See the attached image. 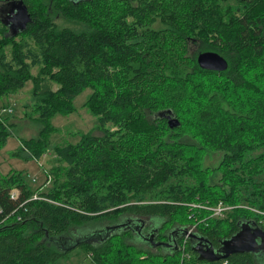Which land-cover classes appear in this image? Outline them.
Listing matches in <instances>:
<instances>
[{
	"label": "trees",
	"instance_id": "16d2710c",
	"mask_svg": "<svg viewBox=\"0 0 264 264\" xmlns=\"http://www.w3.org/2000/svg\"><path fill=\"white\" fill-rule=\"evenodd\" d=\"M17 1L0 6L22 3L32 19L17 36L0 21V100L32 82L40 130L12 157L46 156L53 119L72 115L88 89L85 106L102 135L58 145L61 165L46 191L33 190L23 172H0V264L90 255L93 264H257L255 254L203 262L188 241L201 234L220 246L250 222L264 230V0ZM205 52L223 56L228 69H203ZM170 113L179 127L170 128ZM16 125L0 116V150ZM210 155L220 157L214 168ZM219 202L233 207L227 218L203 208ZM124 217L163 219L158 240L168 226L164 237L179 238L177 251L138 248L130 231L99 245L51 244Z\"/></svg>",
	"mask_w": 264,
	"mask_h": 264
},
{
	"label": "rangeland",
	"instance_id": "374dc122",
	"mask_svg": "<svg viewBox=\"0 0 264 264\" xmlns=\"http://www.w3.org/2000/svg\"><path fill=\"white\" fill-rule=\"evenodd\" d=\"M63 22H61L62 24ZM34 74H37V69L33 70ZM32 82L26 83L23 90L17 94H12L5 96L0 100V113L5 107L12 109V112L4 113L2 115L3 119L9 118L13 121L15 128H13V134L8 139L7 145L0 150V172L3 175H8L11 171L23 172L26 175L28 183L33 190L46 191L51 188L54 176L51 173L53 168H56L58 164L54 162L56 152L55 148L60 145L64 146L67 144H75L80 139L82 134L91 133L93 135H102L99 130V124L97 118L88 110L85 103L91 94V90H86L74 101L76 111L70 116L58 115L53 119V125L58 129V131L51 137L49 147L47 149V155L42 157L40 160L32 159L26 161L21 158L12 157V153L17 150L21 145L20 139H30L38 135L40 130V125L35 119V113L30 109L31 106V90ZM56 89V87H54ZM220 157L218 155H210L207 159V164L209 167L214 168L217 166ZM51 178V182L49 181ZM36 180V182H33ZM229 213V212H228ZM222 218H227L225 215ZM129 218H122L120 222L116 225H110L108 222L85 224L81 227L75 228L70 231L67 235L51 239V244L55 245L60 249H68L74 247L80 241H89L94 245H99L101 240L110 236L115 232H119L115 227L122 223H125ZM147 227L145 232L153 227H161L163 219L153 217L144 219ZM139 223V222H138ZM112 230L111 233H107V229ZM168 226H165L162 230V236L160 238L161 242H166L164 233L167 231ZM224 228L226 226L224 225ZM121 232V231H120ZM144 232V231H143ZM144 232V233H145ZM132 234V244L138 248L147 249L148 244L139 239L136 233ZM155 254H169L170 252L164 247L155 248ZM257 264H264V258L259 257ZM64 264H93L91 258H85V256H73L70 262H64Z\"/></svg>",
	"mask_w": 264,
	"mask_h": 264
},
{
	"label": "water",
	"instance_id": "95a60500",
	"mask_svg": "<svg viewBox=\"0 0 264 264\" xmlns=\"http://www.w3.org/2000/svg\"><path fill=\"white\" fill-rule=\"evenodd\" d=\"M13 15L10 17L5 25H10L9 31L12 36H17L21 30H24L28 23L31 21L28 9L22 5L14 6ZM19 17L22 21L21 26L18 29H14V23ZM198 62L203 69L213 71H225L228 69V62L225 58L215 52H205L198 56ZM170 128L174 129L181 125L180 120L170 113L168 116ZM119 226L115 227L118 228ZM113 229V228H112ZM160 244H156L159 246ZM220 250H215L213 247L207 248L206 251H198V258L200 261L207 263H214L224 260L235 254H255L264 255V230L259 227H251L244 225L241 230L233 235L231 238L223 240Z\"/></svg>",
	"mask_w": 264,
	"mask_h": 264
},
{
	"label": "flooded vegetation",
	"instance_id": "af4514ba",
	"mask_svg": "<svg viewBox=\"0 0 264 264\" xmlns=\"http://www.w3.org/2000/svg\"><path fill=\"white\" fill-rule=\"evenodd\" d=\"M15 2L18 3L17 0H14ZM17 4L10 5L9 2H6L3 7L0 6V21L3 23H7L10 19V17L13 15L14 11L16 9L13 8V6H16ZM12 14V15H11ZM22 21L19 17L16 19V23H14V29H18L19 26H21ZM7 25V24H6ZM10 28V25H7ZM147 219V218H146ZM129 221L122 223L119 225L117 229L118 231H123V232H131V233H136L138 235V238L145 241L148 244L155 243V244H161L160 247H167L168 250L174 251L178 249V243H179V238L174 235L166 234L167 236V241L166 242H161L158 240V237L160 235V229L161 227H153L150 228L148 231L145 232V228L147 227L146 222L143 218H138V217H132L128 219ZM139 222V223H138ZM248 226L251 227H256L254 223H249ZM115 229H107V233H111L112 230ZM145 233H144V232ZM108 233V234H109ZM165 235V234H164ZM191 235V234H190ZM189 246L193 250V252L198 256L196 250L198 251H206L207 248L213 247L216 251L220 250L223 246L220 245L218 246L215 245L212 241L209 239L205 238L203 235H194L192 234L189 238ZM222 243V240L220 241V244ZM170 244V245H168ZM261 254L257 255L260 256ZM264 258V255H261Z\"/></svg>",
	"mask_w": 264,
	"mask_h": 264
},
{
	"label": "built area",
	"instance_id": "2783aa9c",
	"mask_svg": "<svg viewBox=\"0 0 264 264\" xmlns=\"http://www.w3.org/2000/svg\"><path fill=\"white\" fill-rule=\"evenodd\" d=\"M9 112H12V109L10 108H3L1 110V113H0V116L2 117V115L4 113H9ZM33 182H36V180H33ZM48 182H51V178H49V181ZM15 197V194H12V198ZM38 199V196L37 194H34V196L31 198V200H36ZM204 209H207L208 211H210L212 213V216L213 217H216V218H222L224 217L228 212L232 211L233 210V207L232 206H228L226 205L225 203L223 202H219L217 205L213 206V207H203ZM252 211H254L256 214H261L260 211L252 208L251 209ZM92 255H90L89 257L91 258Z\"/></svg>",
	"mask_w": 264,
	"mask_h": 264
},
{
	"label": "bare ground",
	"instance_id": "6f19581e",
	"mask_svg": "<svg viewBox=\"0 0 264 264\" xmlns=\"http://www.w3.org/2000/svg\"><path fill=\"white\" fill-rule=\"evenodd\" d=\"M23 2V1H22ZM24 3V2H23ZM32 19V18H31ZM29 25V24H28ZM20 34H21V32H20ZM223 57V56H222ZM227 61V60H226ZM75 246V245H74Z\"/></svg>",
	"mask_w": 264,
	"mask_h": 264
}]
</instances>
